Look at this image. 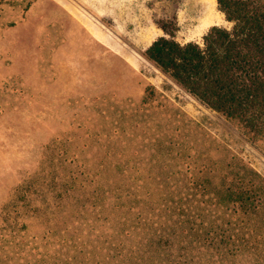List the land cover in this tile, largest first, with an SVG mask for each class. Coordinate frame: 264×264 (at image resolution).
Here are the masks:
<instances>
[{"label": "rangeland", "instance_id": "1", "mask_svg": "<svg viewBox=\"0 0 264 264\" xmlns=\"http://www.w3.org/2000/svg\"><path fill=\"white\" fill-rule=\"evenodd\" d=\"M212 27L232 28L217 0H0V230L11 202L17 239L79 245L85 224L108 215L79 214L95 189L115 191L105 203L120 198L133 218L164 192L176 201V186L204 171L217 187L233 168L264 180V138L249 139L146 57L160 37L201 44ZM87 174L94 182L81 189ZM11 253L0 248V264L35 252Z\"/></svg>", "mask_w": 264, "mask_h": 264}, {"label": "trees", "instance_id": "2", "mask_svg": "<svg viewBox=\"0 0 264 264\" xmlns=\"http://www.w3.org/2000/svg\"><path fill=\"white\" fill-rule=\"evenodd\" d=\"M217 3L232 23L230 30L212 27L201 44L160 37L145 54L195 99L258 140L264 138V0ZM227 171L220 187L207 171L201 172L202 178L176 186V201L164 192L163 203L143 204L133 218L131 205L120 204V198L116 205L105 203L115 191L95 189L88 199L91 212L84 205L79 214L108 215L98 227L99 217L85 224L87 235L79 245L57 237L52 247L51 237L38 248L17 239L10 202L2 210L1 251L12 248L11 255L24 261L22 255L35 252L27 264H264V224L259 220L264 180L234 168ZM83 182L81 189L94 182L92 175ZM181 182H187L184 175L176 179ZM106 228L118 229L106 234Z\"/></svg>", "mask_w": 264, "mask_h": 264}]
</instances>
